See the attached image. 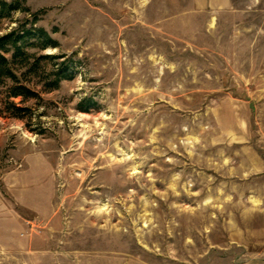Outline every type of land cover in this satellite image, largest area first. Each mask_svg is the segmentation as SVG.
<instances>
[{"label":"rangeland","instance_id":"obj_1","mask_svg":"<svg viewBox=\"0 0 264 264\" xmlns=\"http://www.w3.org/2000/svg\"><path fill=\"white\" fill-rule=\"evenodd\" d=\"M0 1L59 58L0 104V264H264V0Z\"/></svg>","mask_w":264,"mask_h":264},{"label":"trees","instance_id":"obj_2","mask_svg":"<svg viewBox=\"0 0 264 264\" xmlns=\"http://www.w3.org/2000/svg\"><path fill=\"white\" fill-rule=\"evenodd\" d=\"M20 10V3H6L0 1V21L10 19V15ZM56 45L51 41L42 30L26 29L19 27L9 33L0 36V88H6L5 98L0 101L3 104L5 112H11L12 118L21 119V114L27 112L26 109L18 108L13 100L21 101L31 100L37 95L21 84V79L27 76H37L40 70L41 61H52L59 59L51 55H41L37 57L34 54L27 53L28 49H36L39 52L47 48H55ZM24 73L18 76V72ZM67 68L62 65L57 67L47 76V79L53 78L52 81L45 83V90L55 91L62 81H67L71 76L67 73ZM8 83L10 85L8 86ZM2 111H0V116Z\"/></svg>","mask_w":264,"mask_h":264}]
</instances>
